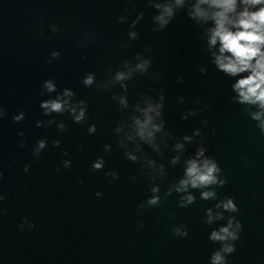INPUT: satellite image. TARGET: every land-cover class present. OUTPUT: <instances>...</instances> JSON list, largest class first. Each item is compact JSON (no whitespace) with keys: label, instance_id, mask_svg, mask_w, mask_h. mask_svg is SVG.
Instances as JSON below:
<instances>
[{"label":"clouds","instance_id":"obj_1","mask_svg":"<svg viewBox=\"0 0 264 264\" xmlns=\"http://www.w3.org/2000/svg\"><path fill=\"white\" fill-rule=\"evenodd\" d=\"M135 7L133 0H129ZM148 6L155 9L151 19L153 30L160 31L166 29L173 21L178 10H185L187 17L197 26L202 28L201 40L203 42V51L206 53L209 62L217 72L223 73L229 78V87L231 91V100L244 106V111L249 118L256 122V127L261 133H264V0H147ZM141 11L136 18L131 21L129 31L127 32L128 41H135L139 38L136 29L137 23L143 18ZM127 15H121L118 20L121 23L126 22ZM51 31H59L56 24L49 25ZM127 46V43L124 45ZM147 51V49L145 50ZM59 50L50 53L48 62L59 58ZM153 64L152 57L145 55L144 52H137L132 60H125L122 67L117 69L114 74L106 81L97 82L94 72L86 73L81 83L85 87L95 85L97 88L109 89L113 84H119L121 92L112 94L111 99L118 103L120 110H129L125 119H122L114 128V133L119 138L118 147L123 150L124 157L132 162H139L141 173L144 169L148 170V179L151 181L149 195L146 201L140 205L157 206L163 197L178 195V206L187 208L192 205L199 193V198L204 201L214 200V205L204 210V222L209 225H215L208 232V240L218 243L209 257V264H229L228 256L236 250L235 242L239 239L243 230L242 223L236 213L239 212L238 204L231 196L219 198L217 187L227 183V178L223 175L215 157L208 154L207 147L200 142L195 151L190 155H185L186 146L195 142L196 137L202 134L201 128H193L190 134H184L181 137L173 135L166 130L164 120V102L165 94L160 92L158 98L151 95L142 94L132 105L128 98V83L132 79V74L148 73ZM207 67L201 66L199 72L206 74ZM159 73H152V79H156ZM183 81V76L177 77V83ZM42 99L39 107L42 114L50 117L47 120H37L36 127H55L64 131L67 128L63 120H57L53 114L67 113L71 120L76 124H81L88 117V103L85 99H77L75 91L70 87L59 86L55 78H48L41 83ZM179 103H184L183 96L178 97ZM195 104L199 105L201 101L196 99ZM207 107V105H204ZM200 109L193 107L186 112H182L180 118L187 120L190 116L195 117ZM5 117V109L0 106V119ZM11 119L17 123L25 119V112L19 111ZM203 125H207V119L202 120ZM86 131L89 135L97 132L96 123H88ZM215 132V129L212 130ZM19 136L23 137L24 132L20 131ZM169 141H172L171 152L167 158V164L176 166L182 161V174L168 187L167 191L161 193V186L157 182L167 175L166 164L158 162L155 158L148 156L143 151V146L147 145L151 150L164 157L163 149L169 147ZM54 147H59L61 141L53 139L51 141ZM24 140H21L19 147L23 148ZM48 146V138L37 139L32 147L33 156H39ZM83 146L79 151H83ZM112 144L105 143L103 151L106 154L111 152ZM63 155L69 156L67 149H63ZM106 164L103 155L97 156L91 162L93 170L104 169ZM72 165L70 158L62 161L64 169ZM25 172H28L30 165L25 163L23 166ZM57 166V171H60ZM4 173L0 170V180ZM105 176L111 177L110 183L118 179L119 174L115 169H109ZM131 179L134 181L135 176ZM83 183V181H79ZM97 197L103 195L102 192L95 193ZM5 199V194L0 192V201ZM4 210L0 208V215ZM227 214V215H226ZM175 215V213H172ZM224 221L223 223H217ZM21 230L32 229L35 227L34 221L24 217L18 225ZM172 233L179 237L188 236V230L184 225H173Z\"/></svg>","mask_w":264,"mask_h":264}]
</instances>
